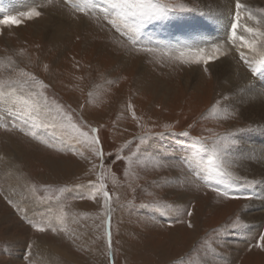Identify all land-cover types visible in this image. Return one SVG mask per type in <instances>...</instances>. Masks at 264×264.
I'll list each match as a JSON object with an SVG mask.
<instances>
[{
	"label": "rangeland",
	"instance_id": "obj_1",
	"mask_svg": "<svg viewBox=\"0 0 264 264\" xmlns=\"http://www.w3.org/2000/svg\"><path fill=\"white\" fill-rule=\"evenodd\" d=\"M165 2L184 3L194 11L146 25L143 39H150L153 47L188 43L177 36L184 33L177 27L178 17L199 13L193 20L214 13L191 0ZM96 3L103 7L100 0ZM30 7L41 11L40 18L19 17L22 23L0 30V61L7 64L11 58L14 62L13 70L0 67V78L15 77L17 68L34 74L47 85L42 91L50 104L62 105L84 131L87 126L99 129L105 155L101 161L86 144H76L71 139L76 134L60 126L66 121H57L55 129L40 134L48 139L55 133L77 151H60L56 141L50 142L57 147L50 148L11 128L15 120L11 105L0 104V118L9 125L7 129L0 126V264H264V250L250 247L264 232V218L256 223L243 218L252 199L218 196L194 176L185 161L195 138H208L211 143L216 134L231 132L234 142L225 156L224 170L232 174L225 180L231 179L237 189L245 180L257 182L238 174L240 165L230 161L231 149L240 144L236 134L251 126L241 118L240 108L237 115L223 104L215 85L211 86L212 72L186 84L184 78L192 77L195 66L205 65L182 63L174 59L175 53L133 47L110 30L99 11L89 16L74 13L66 0L51 4L48 0H0V19ZM234 11L235 7L232 20ZM49 14L64 21L79 19L85 29L64 45L46 41L42 29L37 31L42 25L36 19ZM241 22L245 24V19ZM241 67L253 73L246 65ZM217 101L214 114L210 109ZM145 133L151 135L141 143ZM126 142L130 143L118 159L117 150ZM128 157L133 160L131 166ZM100 172L112 197L111 252L103 196L98 194L95 200L89 196V181L98 182ZM255 184L249 190L254 191ZM76 185L85 187L77 189ZM164 203L173 206L166 213L157 209ZM61 207L68 214L67 231L55 221L56 232L50 228L40 232L28 223L58 214ZM237 219L246 226L237 225Z\"/></svg>",
	"mask_w": 264,
	"mask_h": 264
},
{
	"label": "snow or ice",
	"instance_id": "obj_2",
	"mask_svg": "<svg viewBox=\"0 0 264 264\" xmlns=\"http://www.w3.org/2000/svg\"><path fill=\"white\" fill-rule=\"evenodd\" d=\"M52 2L53 0H48V3L51 4ZM100 2L103 4V7H100L96 3V0H66V3L74 13H83L85 16H89L90 13L95 15L99 11L102 19L110 26V30H114L121 37L126 38L133 47L139 46V49L150 53H175L174 59L182 63L205 65V72L208 71L207 65L209 61L217 60L221 56H227L229 50H235L239 53V59L249 67L254 75L264 72V8L257 9L254 12L247 4L242 3L241 0H235L233 22L230 25L229 32L222 40L211 41L201 39L195 43H184L180 46H169L160 43L157 47H153V42L150 39L147 41L143 39V29L146 25L153 22L168 21L171 17L192 12L194 9L189 8L184 3H169L165 2V0H100ZM41 14V11L37 7H30L27 11L16 14L6 13L0 19V26L19 25L22 23L19 17L32 19L41 16ZM242 17L254 21V26H250L249 24L241 25L240 21ZM97 19H100V17H97ZM238 28L242 29L240 33L237 31ZM13 64L14 62L11 61V58H9L7 64L0 61V67H5L9 70H13ZM15 70L17 73L15 77L0 78V104L11 105L10 114L15 118L11 124V128H19L21 132H24L33 139L39 140L50 148L57 147V143H59L61 145L60 151H64L67 148V150L76 152L77 149L70 142L57 137L55 133H51L48 139H45L40 134L41 130L46 132L49 129H55L57 121H66V124L61 123L60 126L71 129L76 134L71 139L75 140L76 144H86L92 155L103 161L105 153L101 145L100 136L98 135L99 129L87 126L88 131H84L79 124L73 121L72 116L64 111L62 105L49 103L48 97L42 91V89L47 88V85L43 81H40L38 77L24 69L17 68ZM89 95L91 96V93ZM218 106L219 101H217L216 105H213L210 112L215 114ZM133 117L135 118V112H133ZM0 126L6 129L9 127L8 124L2 122V118H0ZM239 131H244V129H240ZM149 135L151 133L142 135L140 137L141 143ZM184 135H189V133L186 132ZM233 135L234 133L231 132L216 134L211 138V143L208 142V138H195L193 144L190 146V155L185 157V161L194 169V176L201 179L206 186L212 187V190L218 196L250 200L256 194L249 189L256 181L245 180L240 188L237 189L233 188L231 179L225 180L224 178L226 175L231 176L230 173H226L224 170V159L228 149L234 142L230 139ZM50 141H56L57 143ZM127 143L130 142H126L125 145H122L117 150L118 159L121 158V153L127 147ZM79 154L82 157L84 156L83 152H79ZM127 159L129 166H131L133 160L131 157ZM93 167L95 168L96 165H93ZM100 167L102 168L103 165L101 164ZM98 176V182L89 181L88 187L91 188L89 196L93 200L96 199L98 194H102L103 196L106 209L105 216L107 218V247L109 252H111L112 197L106 190L107 185L103 182L105 178L104 173L100 172ZM235 179L239 180L238 177ZM75 187L79 189L85 186L76 185ZM32 190H35L34 185L32 186ZM61 191H64V189ZM80 198L83 199L84 197L81 196ZM9 203H12V201H9ZM172 207V205L166 203L157 205V209L165 213L167 209ZM17 211H22V209L17 208ZM187 214L191 216L192 212L189 211ZM67 215L63 207H61L58 214L42 216L38 221L29 219L28 223L40 232H44L49 228L53 232H56L57 228L53 227V221H55L61 226L63 231H67ZM236 224L246 226L241 225L239 219H237ZM189 226L191 227L190 223ZM250 247L264 250V232L259 234L257 243Z\"/></svg>",
	"mask_w": 264,
	"mask_h": 264
},
{
	"label": "bare ground",
	"instance_id": "obj_3",
	"mask_svg": "<svg viewBox=\"0 0 264 264\" xmlns=\"http://www.w3.org/2000/svg\"><path fill=\"white\" fill-rule=\"evenodd\" d=\"M12 1L14 3H18L21 0ZM191 1L192 3L195 2V4L198 3L199 7L204 8L205 12H207L208 10L211 11V13H214L211 15L203 14L200 17L194 18L193 20H191V18L195 17L194 14L197 15L199 13H187V15L178 17V22L180 23L177 24V27L180 26L182 32L184 31V33L181 32L182 34L177 35L178 38L181 37L183 38V41H186L188 43H195L201 39H207L211 41L222 40L224 36L229 32L230 25L233 22V20L231 19V12L233 13L235 0ZM241 2L247 4L252 10L254 8L255 10H257L264 3V0H241ZM2 14V11H0V15ZM39 18L36 19V24L41 23L42 26H39L41 28H38L37 31H40L42 29L43 32L41 33L47 36L45 38L46 41L53 42L54 44H58V41H60V43L64 45L66 43V40H72L75 35L79 31H81V29H85V24H83L79 19L64 21L52 14H49L48 17H45L42 20H40ZM244 19L245 24L254 26V21H250L245 17L242 18L241 21H243ZM241 21L240 23L242 24ZM2 27L3 26L0 27V30L2 29ZM70 27L75 30L73 32L70 31ZM156 27L159 28L158 26ZM237 31L238 33H240L242 29L238 28ZM235 55L237 56L236 58H239L238 52H236L235 50H229L227 56H221L217 60L209 61L207 68L210 73L212 72L211 74H209L211 75L210 80L212 82H209H211L212 87L215 85L214 88L216 87V93L224 99L223 104L230 108L232 107V110L236 112L237 115L239 114L238 108H240V114L242 115L241 118H243L246 123H250L248 125L251 126L250 129L248 128L244 131H241L240 135L236 134V137L240 140V144L231 149L230 152L232 154V160L230 159V161H234V164H237V166L240 165V167H236L238 174H243L250 179L257 180L254 188L256 196L252 198V201L246 208V212H244L243 214V218L245 220H249L251 221V223H256L259 221L260 217L264 218V215L261 214L264 213V182H260L261 179L264 180V172H262V170H264V72L253 77L246 70L245 64H240V60L235 59ZM242 65H244L245 69L241 67ZM205 67H203L202 65H199L198 67L195 66L197 70L195 71V73L191 74V78H187L188 76L184 78L185 83L190 84L193 79L195 80L194 82H196L197 79H201V75L205 74V71L202 70ZM198 70H200V73ZM203 205L204 204H202V206Z\"/></svg>",
	"mask_w": 264,
	"mask_h": 264
}]
</instances>
